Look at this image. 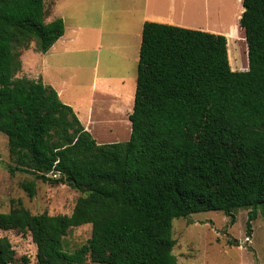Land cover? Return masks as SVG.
I'll list each match as a JSON object with an SVG mask.
<instances>
[{"label":"trees","instance_id":"trees-1","mask_svg":"<svg viewBox=\"0 0 264 264\" xmlns=\"http://www.w3.org/2000/svg\"><path fill=\"white\" fill-rule=\"evenodd\" d=\"M46 1L0 0V131L12 174L83 195L70 214L0 212V229L30 232L38 264H177V217L219 210L234 223L244 208L251 228L264 213V0H241L247 70L231 68L224 34L146 21L131 135L112 143H98L54 87L16 76L22 49L34 41L46 53L65 33L62 18L45 21ZM21 186L35 196L33 180ZM84 224L91 237L67 250L68 231ZM15 258L0 236V264Z\"/></svg>","mask_w":264,"mask_h":264},{"label":"rangeland","instance_id":"rangeland-1","mask_svg":"<svg viewBox=\"0 0 264 264\" xmlns=\"http://www.w3.org/2000/svg\"><path fill=\"white\" fill-rule=\"evenodd\" d=\"M164 1L167 5L161 10L168 12L175 20L198 26L195 29L226 35L231 68L248 69L240 61L241 53L245 60L248 44L237 40L238 36L240 38L245 36L243 28L240 29L239 35L237 33L242 8L241 0ZM113 4H116L112 6L113 10L117 7L119 12L123 11L121 15H127L128 4H132V0H116ZM47 7L50 8L48 2ZM104 7V0H68L60 3L57 9L61 10L63 20L67 23L64 36L70 42L66 50L56 54L51 60L59 68L50 69L42 77L39 76L27 59L28 56L30 58L42 54L36 50V42L32 41L28 49L21 50L22 69L16 76L38 79L41 77L43 82L47 81V75L68 80L70 86L61 96L63 101H66L67 97H86L92 89L93 81H95L94 88H102L101 84L105 83L104 90L118 95L119 100L108 106L98 105L99 112L96 111V117L109 119L115 116L114 111L125 112L130 107L133 85L136 92L138 61H134L132 56L135 55L138 45V35L134 32L139 30L134 28L131 30L133 33H100L99 21ZM151 8L154 9V6ZM81 20L92 23L90 27L84 26L74 32L72 29L77 28ZM110 26L114 25L106 21L103 28L107 31ZM117 26L128 29L122 21H119ZM60 40L61 38L57 42ZM113 43L115 46L112 45ZM246 63H248L247 58ZM95 72L96 78L93 80ZM107 127L97 129L92 127L91 134L98 143L115 140L113 135L117 130L116 127L106 129ZM116 139V141H126L128 137H116ZM13 164L14 161L9 154L8 137L0 131V212H9L11 209L24 206L33 214L44 212L50 215L70 214L77 199L83 195L67 183L43 181L33 174L22 171L12 174L9 167ZM29 180H33L36 184L34 197H30L21 186L22 182ZM248 211L244 208L236 210L234 223L231 222L230 216L219 210L175 218L173 253L177 257V264H264L263 207L259 206L258 216L252 221L251 228L247 227ZM91 234V224L70 229L64 238L65 248L73 251L86 243ZM0 236H7L16 251L15 261L11 264H38L37 247L30 232L0 229ZM87 264L99 263L89 258Z\"/></svg>","mask_w":264,"mask_h":264},{"label":"crops","instance_id":"crops-1","mask_svg":"<svg viewBox=\"0 0 264 264\" xmlns=\"http://www.w3.org/2000/svg\"><path fill=\"white\" fill-rule=\"evenodd\" d=\"M68 0H47L46 1V22H51L56 18H62L64 17L61 15V10L57 9L58 5L62 2H66ZM113 1L116 2V0H104L105 7L102 12V18L99 21V29L98 31L100 33H106V32H122V33H133L131 30L135 28V30H139L134 32L138 35V45H137V51L135 52V55L132 56V59L134 61L139 60V53H140V46H141V40H142V30L143 25L146 21H152V22H159V23H166L186 28H192L195 29L198 26L194 24H188L185 22H180L175 20V18L170 15L168 12H165L161 9L164 8V5H167V2L164 0H132V4H128V12L127 15H121V12L117 10V7L115 10H113L112 6H116V4H113ZM47 2L50 4V8L47 7ZM151 6H154V9L151 8ZM169 6V5H168ZM166 6V8H168ZM107 21V23H111L114 25L113 27H108L107 31L104 30L103 25ZM119 21L125 22V26L128 27V29L121 28L117 26V23ZM65 23V32L67 23ZM92 22L90 21H84L81 20L80 23H78V27H74L72 30L75 32L77 30H81L84 26L90 27ZM203 30V29H202ZM65 35V33H64ZM61 37V40L59 42H56L48 52L42 53L41 56H32L27 59H29V64L32 65V69L35 70L37 73H39V76H43L44 74L48 73L50 69L53 68H59L58 66L54 65L53 61H51L56 54L60 53L61 51L66 50V48L69 45L68 39L65 36ZM72 41L75 39L70 38ZM115 46V43L112 44ZM103 47V46H102ZM101 47V48H102ZM47 55V56H45ZM248 62V58H247ZM248 67V63L244 64V67ZM36 68H38L36 70ZM41 74V75H40ZM39 78L42 80V78ZM32 79H38L31 77ZM96 78V72L95 75L93 74V80ZM47 81H45V84L51 85L54 87L59 97L64 95L66 91H68V88L70 86V82L66 79H59L54 78L52 76L47 75ZM102 88H94L95 81L92 83V89L90 90L89 94L86 97H67L65 99L66 101H62L66 104H69L73 107L74 111L77 113L80 121L83 123L85 128L91 132L92 127L99 128V127H106V129H109L112 126L116 127V132L114 133L113 137H115V140L109 141L106 143H112V142H120L116 141V137H123L126 136L128 139L131 135L132 130V123L129 118L130 114L133 111L134 106V98H135V91H134V85L132 90V98L130 102V107L127 109V111H114L116 112L115 116L109 119H104L103 117H96V111L99 108L98 105H104L108 106L110 103H116L119 100L118 95H113L112 93L104 90L106 89V84H101ZM99 116V114H98ZM111 120V121H110ZM97 121L99 124H97ZM101 122V123H100ZM97 124V125H96ZM126 139V140H128Z\"/></svg>","mask_w":264,"mask_h":264},{"label":"bare ground","instance_id":"bare-ground-1","mask_svg":"<svg viewBox=\"0 0 264 264\" xmlns=\"http://www.w3.org/2000/svg\"><path fill=\"white\" fill-rule=\"evenodd\" d=\"M118 71H119V70H118ZM118 71H117V72H118ZM113 73H114V72H113ZM119 73H120V72H119ZM105 87H106V86H105Z\"/></svg>","mask_w":264,"mask_h":264},{"label":"water","instance_id":"water-1","mask_svg":"<svg viewBox=\"0 0 264 264\" xmlns=\"http://www.w3.org/2000/svg\"><path fill=\"white\" fill-rule=\"evenodd\" d=\"M67 181H70V179H68Z\"/></svg>","mask_w":264,"mask_h":264}]
</instances>
